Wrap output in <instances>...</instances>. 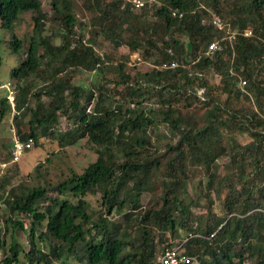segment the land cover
I'll use <instances>...</instances> for the list:
<instances>
[{"label":"trees","instance_id":"1","mask_svg":"<svg viewBox=\"0 0 264 264\" xmlns=\"http://www.w3.org/2000/svg\"><path fill=\"white\" fill-rule=\"evenodd\" d=\"M82 5L93 10L89 24L115 49L126 45L154 64H179L142 70L129 63L128 53H101L94 38L85 40L88 27L78 22L74 0H50V12L42 0H0V27L11 31L15 53L25 45L15 33L20 14L29 11L33 18L26 55L9 79L14 119L28 118V132L19 136L35 143L52 137L61 147L87 138L98 154L82 172L49 188L26 185L7 166L0 207L9 210L6 221L15 228L27 230L30 223L27 264L72 255L87 264H159L157 255L179 243L201 264H264V0H154L139 9L128 0ZM174 9L185 13L175 16ZM211 11L239 33L223 50L207 54L211 41L227 36L212 23ZM53 25L60 43L45 32ZM108 63L115 74H103L91 88L71 77L74 70L104 73ZM240 78L246 90L236 87ZM11 108L0 95V117ZM62 117L69 121L65 129ZM160 123L176 136L163 146L151 135ZM223 157L227 163H220ZM153 183L159 192L143 206L141 196ZM196 186L200 196H192ZM96 192L98 217L86 199ZM67 193L72 198L63 197ZM179 230L185 237L173 244L169 234ZM41 239L49 241L48 250ZM21 251L13 237L0 264L18 263Z\"/></svg>","mask_w":264,"mask_h":264},{"label":"rangeland","instance_id":"2","mask_svg":"<svg viewBox=\"0 0 264 264\" xmlns=\"http://www.w3.org/2000/svg\"><path fill=\"white\" fill-rule=\"evenodd\" d=\"M45 10L50 12V0H42ZM75 1V11L76 17L79 23L85 24L88 27L86 30L85 40L88 38H94L96 41L94 42L99 51L101 53L105 51L115 50L121 54L128 53V61L131 65L137 64L140 69L146 70L149 69V66H153L154 61L151 60H143L141 53L139 50L137 51H129L128 46L124 45L118 49H115L114 46L110 43L108 39L104 37L101 33V30L98 26H92L89 24L90 18L92 17L93 10H85L82 1L83 0H74ZM81 24V25H82ZM84 26V25H83ZM54 27V25H53ZM55 29V27H54ZM79 26L75 25V30H78ZM48 30V29H47ZM33 31V18L32 12L24 11L20 14V20L15 24V33L24 39L25 45L24 48L19 52L15 53L12 50V46L10 44V39L12 37V33L8 29H4L0 27V37L2 39V43L0 44V82H5L10 79L11 69L14 67H18L21 63V58L25 57L26 52V43L29 40V36L32 35ZM46 34L54 35V42L60 43V34L55 30L46 31ZM138 53L142 60L140 62L134 61V54ZM137 54V55H138ZM158 64V63H157ZM104 73L95 72H86V71H76L74 70L71 74L73 81L77 84L84 85L87 88L93 87V85H98L102 81V75L104 74L105 78L111 79L115 74V69L111 63L107 64V67L104 69ZM114 83L107 84V87L112 88ZM236 87L239 88L236 84ZM5 94V89H0V95ZM47 99V97H44ZM16 113V109H10L7 112L6 116L0 117V161H4L8 163L9 173H15L16 176L20 180L25 179V184L29 186H45L50 187V185L55 184L71 175L72 172H82L83 169L92 161H94L97 154V146L92 144L87 140V138H83L79 140L74 145L61 147L58 143V140H54L52 137L40 138L37 143L34 142L33 146L27 149L23 155L19 158L16 163H10L12 154V138H13V130L19 134L21 132H28V126L26 121H28L26 116H23L20 120L16 121L14 119V114ZM24 113L22 112V115ZM61 128L65 129L69 125V121L62 117L60 119ZM151 135L153 140L156 141V144L163 146V144L170 140L171 137H174V134L170 131L167 125L160 123L158 126L153 127L151 129ZM176 138V136L174 137ZM241 141H248L249 139L246 137H240ZM220 163H227L228 159L223 157L220 160ZM10 164V165H9ZM223 170V168H222ZM202 178V177H201ZM200 176H193V181L195 184L199 183ZM17 178L14 180L16 181ZM155 181V178L153 177ZM153 181V182H154ZM200 187L196 186L193 189L194 194L192 196L199 195ZM159 192L158 187L153 183V187L148 191L144 192L141 196V203L143 206L147 204H152L155 200V193ZM51 194L52 192H48ZM200 196V195H199ZM67 198H72L71 194L67 193L65 196ZM202 199H205V196L201 195ZM86 199L90 203V207L92 210L97 211L96 216L100 214L101 208V193L96 192L95 194L87 195ZM203 202V201H202ZM220 201H216L213 209L214 211H220ZM199 207L193 208V210L198 209ZM201 208V207H200ZM9 210L5 208L4 205L0 207V256L3 255L4 251L9 252V248L11 242L13 241V237H16L18 242L22 245L23 251L20 252L19 258L21 262L17 264H27V258L24 253L26 249H28V237L27 232L30 228V223L26 224L27 230L17 229L14 227L12 222H7L6 218L9 217ZM116 221L122 220V217L117 215L115 217ZM185 237L184 230H179L175 234H169V240H173V244L177 241L182 240ZM41 248L48 250L50 248L49 241L45 239L38 240ZM64 260V261H63ZM63 260H54L51 264H87L85 261L78 260L75 256H70L67 259ZM39 264V263H34ZM41 264H46L42 263Z\"/></svg>","mask_w":264,"mask_h":264},{"label":"built area","instance_id":"3","mask_svg":"<svg viewBox=\"0 0 264 264\" xmlns=\"http://www.w3.org/2000/svg\"><path fill=\"white\" fill-rule=\"evenodd\" d=\"M131 2L132 7L134 9L141 8L146 2H153L154 0H128ZM185 11L174 9L172 14L175 16L182 17ZM211 20L215 27L219 29H227V36L221 37L211 41L207 47L206 53L212 54L215 51L223 50L226 46V40L232 42L235 35L239 32L230 31L228 28L229 25L225 21H223L222 17L217 14L215 11H211ZM245 36L252 35V31L250 29H245L242 32ZM135 53L134 61L140 62L142 60L141 56ZM179 61L176 59L162 61L159 64H155L153 66L158 68H173L178 66ZM247 81L244 78H240L237 82V86L239 89L246 90ZM5 89V96L8 102L11 104L13 110H15V86L13 83L8 80L5 82H0V89ZM13 130V138H12V157L10 163L16 162L23 155V153L33 146L34 139L29 137L27 140L21 139V137L17 134L14 128ZM8 166L7 162L0 161V177L4 174L6 167ZM156 261L159 264H201L200 260L197 256L191 255L185 252L184 246L182 243L174 244L172 246L166 247L163 251H161L156 258Z\"/></svg>","mask_w":264,"mask_h":264},{"label":"crops","instance_id":"4","mask_svg":"<svg viewBox=\"0 0 264 264\" xmlns=\"http://www.w3.org/2000/svg\"><path fill=\"white\" fill-rule=\"evenodd\" d=\"M19 262H21L20 258H19ZM19 262H18V263H19ZM14 264H15V263H14ZM16 264H17V263H16ZM40 264H41V263H40Z\"/></svg>","mask_w":264,"mask_h":264},{"label":"clouds","instance_id":"5","mask_svg":"<svg viewBox=\"0 0 264 264\" xmlns=\"http://www.w3.org/2000/svg\"><path fill=\"white\" fill-rule=\"evenodd\" d=\"M9 80V79H8ZM8 80H6V81H8ZM18 134V133H17ZM19 135V134H18ZM7 168V167H6Z\"/></svg>","mask_w":264,"mask_h":264}]
</instances>
